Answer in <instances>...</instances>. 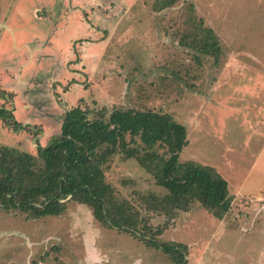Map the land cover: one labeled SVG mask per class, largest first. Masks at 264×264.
<instances>
[{
    "label": "rangeland",
    "instance_id": "1",
    "mask_svg": "<svg viewBox=\"0 0 264 264\" xmlns=\"http://www.w3.org/2000/svg\"><path fill=\"white\" fill-rule=\"evenodd\" d=\"M18 2L0 0V22L15 20L11 12L19 17L29 9L27 4L18 9ZM67 2L69 6L54 0L34 7L32 16L62 20L71 11L65 20L92 22L97 36L76 40L70 65L75 68L83 59L88 63L77 67L76 77L58 75L63 87L53 72L34 73L47 93L45 86L19 92L27 95L25 102L30 97L44 101L37 109L48 111L49 135L44 138L42 124L15 130L2 121L0 146L37 156L38 145L61 135L59 122L77 105L88 108L90 118L99 117L102 108L106 117L116 108L170 114L187 128L189 143L180 161L214 166L228 180L234 199L224 218H216L197 200L188 210H148L145 197L168 190L123 151L107 163L106 181L119 199L140 211L142 225L164 228L159 241L188 246L186 264H264V0ZM200 20L220 38L223 53L217 61L187 43ZM86 41L88 48L89 43L99 45L100 58L92 47L87 60ZM14 96H0V107L11 109ZM156 149L164 154L166 148L157 144ZM37 160L41 165L42 159ZM29 215L0 205V264H175L163 250L104 226L90 206L74 200L67 201L61 214Z\"/></svg>",
    "mask_w": 264,
    "mask_h": 264
},
{
    "label": "trees",
    "instance_id": "2",
    "mask_svg": "<svg viewBox=\"0 0 264 264\" xmlns=\"http://www.w3.org/2000/svg\"><path fill=\"white\" fill-rule=\"evenodd\" d=\"M177 1L163 0V4ZM200 22L197 33L190 36L193 40L187 43L217 61L223 53L220 38L214 29L203 26V20ZM6 93L0 90L4 98ZM106 113L102 108L99 117L90 118L88 108L77 105L66 110L61 135L46 146L39 144L37 156L0 146L1 207L29 211L30 218H39L61 214L67 201L74 200L90 206L94 218L104 226L163 250L175 264H186L188 246L172 240L161 242L158 237L164 228L142 225L140 211L119 199L106 181V165L123 151L127 158L135 157L157 184L168 190L163 196L147 195L148 210H188L197 200L219 219L229 212L234 199L228 180L214 166L196 160L180 161V153L189 143L187 128L172 115L121 108L112 110L108 117ZM0 119L12 129L33 130L31 124L19 122L9 108L0 107ZM157 144L165 146L164 154L157 152ZM37 158L42 159L41 165Z\"/></svg>",
    "mask_w": 264,
    "mask_h": 264
},
{
    "label": "crops",
    "instance_id": "3",
    "mask_svg": "<svg viewBox=\"0 0 264 264\" xmlns=\"http://www.w3.org/2000/svg\"><path fill=\"white\" fill-rule=\"evenodd\" d=\"M50 1L54 0H19L18 5L20 6L18 9L21 10L24 4L29 5V9L24 10V14L19 16L20 18L17 16L18 14L16 11L11 12L12 18L15 20H2L0 22V24H4L0 29V88L6 90V99L11 93L15 94L14 102L11 101L14 107L12 106L11 109L17 120L32 125L42 124L45 129L44 138L48 137L51 125L47 119L48 111H46L45 108L43 109V107L37 109L44 101H32L29 96L30 102H25L24 99H27V95L20 94L19 90L29 93V91L33 89L42 91V89H44L42 87L45 86L46 92V84L37 81L35 75H33L43 70L53 72L54 74L52 76L56 81L58 80V85L62 79L61 77L59 78L58 75L67 79H69V76L70 79L76 77V72H78L77 67L80 64L86 65L88 63H85L86 60L83 59L82 63L75 65V68L72 67L74 66L72 63V66L70 65V61L75 57L76 40L81 37H87L88 35L97 36V33H95L92 27V22L88 20H79L78 17V20H65L69 15H72L71 11L69 15L66 14V16H62V20H41L43 18L39 15V20H34L32 9L34 7L38 9L39 6L43 7L45 3ZM67 1L68 0H64V5L67 4L69 6ZM73 1L74 5L77 2H89V0ZM33 3H35V6H33ZM74 7L77 8V6ZM64 9H67V6H65ZM37 12L40 15L43 13L40 9L37 10ZM17 18H19V20H17ZM29 18H33V20H29ZM62 23L63 26H60ZM86 43L87 41L84 43L83 49L85 52H88L89 58H87V60H91L90 54H92V47L96 49L95 53L98 58L102 51L101 48L99 49L97 47L99 45L89 43L90 47L88 48ZM99 65L101 67L102 64L99 62ZM81 71H85L83 66ZM66 72H68L69 75H67ZM60 85L63 87L65 84ZM50 92L49 95L52 94V92L51 94ZM24 106L29 107L26 108ZM62 122L63 119L59 122L60 129ZM0 123H3L1 119Z\"/></svg>",
    "mask_w": 264,
    "mask_h": 264
}]
</instances>
